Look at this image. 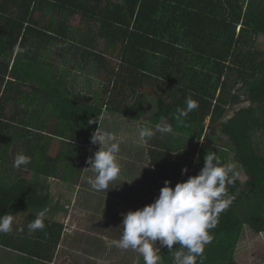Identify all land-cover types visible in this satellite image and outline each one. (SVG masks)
Returning <instances> with one entry per match:
<instances>
[{
    "label": "trees",
    "instance_id": "trees-1",
    "mask_svg": "<svg viewBox=\"0 0 264 264\" xmlns=\"http://www.w3.org/2000/svg\"><path fill=\"white\" fill-rule=\"evenodd\" d=\"M260 37L264 0H0V215L21 218L0 233L4 259L52 261L64 224L42 216L44 229L29 232L27 225L49 211L50 178L81 179L99 127L88 121L108 111L137 124L171 126L172 133L145 144L161 188L165 180L175 187L198 174L208 151H217L222 163H232L234 151L241 170L226 188L232 204L210 232L203 264H237L244 225L264 231ZM18 45L27 51L16 54ZM75 70L99 80V89L90 87L93 99L70 87ZM242 91L247 102L237 104ZM188 98L198 107L180 123L173 116ZM208 117L227 145L217 142L219 135L204 136ZM52 118L55 129L48 131ZM11 144L15 156L31 157L28 169L13 167ZM242 204L257 207L246 215ZM176 247L160 250L164 264H174Z\"/></svg>",
    "mask_w": 264,
    "mask_h": 264
},
{
    "label": "clouds",
    "instance_id": "clouds-1",
    "mask_svg": "<svg viewBox=\"0 0 264 264\" xmlns=\"http://www.w3.org/2000/svg\"><path fill=\"white\" fill-rule=\"evenodd\" d=\"M25 51L27 49L19 45L14 49L16 54H23ZM185 104L184 108H177L173 116L180 123L198 107L191 98ZM104 118L96 115L95 120L88 121L89 125H99L91 136V143L99 145V148L94 156L88 158L89 167L85 168L93 174L88 179V184L100 192L108 191L110 184L121 173L118 154L123 143L122 135L101 127ZM137 127L138 140L144 144L157 133L164 135L173 131L171 126L159 124L155 127L138 124ZM30 163L31 157L19 152L14 158L13 167L19 169ZM187 172V167L182 169V174ZM237 176L232 163H222L217 151H208L198 174L178 182L175 187L165 180L154 202L122 214L121 237L112 243L118 249L138 252L143 257L144 264H162L160 247L171 251L174 245H179L181 249L175 253L174 264H203L205 246L213 238L210 232L217 226L220 214L232 204V197L227 194L226 188L234 183ZM43 215L44 213H40L27 225L29 232L44 229L45 225L40 218ZM13 223L12 214L0 215V233L11 232ZM157 241L160 247H157Z\"/></svg>",
    "mask_w": 264,
    "mask_h": 264
},
{
    "label": "rangeland",
    "instance_id": "rangeland-1",
    "mask_svg": "<svg viewBox=\"0 0 264 264\" xmlns=\"http://www.w3.org/2000/svg\"><path fill=\"white\" fill-rule=\"evenodd\" d=\"M258 43L260 45L259 47L263 48L264 37H260ZM98 45L102 46L103 43L100 42ZM45 57L48 58L49 56H44V58ZM50 57L53 56L51 55ZM71 58L73 59V56L69 54L68 61H71ZM58 63L64 65L62 62ZM68 66H70L69 62ZM63 67H67V65ZM86 76L87 74H83L81 70H75L68 75L69 78L67 80L70 87L74 90L82 91L86 100L93 99L94 95L90 92V87L94 90L99 89V80L96 79L95 75L89 78ZM90 82L92 86H90ZM241 94V102H247L244 91H242ZM30 110L32 109L30 108ZM230 114L231 113L227 115L229 116ZM150 116L151 111H147L143 119L148 121ZM103 117H105L101 122V127L103 129L123 136V143L120 145V152L118 154V160L121 164V173L118 178L110 184L109 190L102 192L95 191L91 188L90 184H88L87 181L93 174L85 169L89 167L87 162L84 173L76 184H67L58 178H50L48 180L50 184L51 201L48 205L49 211L46 213L43 212V216L54 218L58 221H63L65 225L67 224L63 234L64 238L60 244V254L56 258V264H82L83 261L84 264H87V253L83 250L85 249L84 247H86V243L89 242V244H93L96 250H99L100 237L97 236H101L104 233L110 234L115 240H119L123 229L122 214H126L130 210L135 211L143 208L154 202L159 194L158 183L152 170L153 168H150L145 144L138 140L137 122L133 119L108 111L103 113ZM227 117H224V119H227ZM56 122V118L51 119L50 129L48 131L55 129ZM206 124L204 136L209 137V134L219 135V128L210 125V117L206 119ZM160 125L165 126L166 123L162 122ZM204 138L205 137L200 141L201 143L204 142ZM48 139L51 140L50 137ZM217 140L219 144L227 145V138L225 136L219 135ZM98 148L99 145L91 144L88 158L94 156ZM14 151L15 149L11 144L8 147L7 156L9 158L14 157ZM233 152L234 151L229 152V160L232 161L236 170H241L240 165L233 161ZM25 167L24 170L29 168L28 165ZM66 206L70 208L68 209ZM251 206L255 207L256 205H241L242 209L248 207L247 210H245L246 215L249 213ZM246 215L243 214V216ZM66 216H68L67 219ZM20 219L15 217L14 222H18ZM246 234L250 233L244 232V236ZM158 246H160L159 243H157V247ZM179 247L180 246L177 245L176 251ZM113 248H115L114 244ZM256 253L258 254V251H256ZM132 255L133 251L129 250L127 259L130 264L134 263Z\"/></svg>",
    "mask_w": 264,
    "mask_h": 264
},
{
    "label": "crops",
    "instance_id": "crops-1",
    "mask_svg": "<svg viewBox=\"0 0 264 264\" xmlns=\"http://www.w3.org/2000/svg\"><path fill=\"white\" fill-rule=\"evenodd\" d=\"M148 162H149L150 168H153L152 170L154 172L155 178L158 183V192H160L161 186L158 181L157 174L154 170V167L151 165V161L149 157H148ZM66 208L69 209L70 207L66 206ZM67 218L68 216H66V219ZM59 222L63 223L64 227H66L67 224L65 225L63 221H59ZM244 232H249L250 234H246L247 236L246 235L244 236ZM97 237H100V241H99L100 249L99 250H96L93 244H89V242L86 243V247H84L85 249H83L87 253V259H88L87 264H130L128 263L127 256H128V251L131 249L121 250V249H118L117 247L113 248L112 242L117 241V240L113 239L110 236V234L104 233L101 236H97ZM63 238L64 237L62 236L60 244ZM157 243L159 242L157 241ZM60 244L56 250V253L52 261L50 262L46 261L45 263L41 261V262H36V264H56V258L60 254V248H61ZM163 248L164 247H160V250H162ZM256 251H258V254L256 253ZM7 255H8V252H4V251L0 252V264H12L11 261L4 259V257L6 258ZM132 256H133L132 258L134 261V263L132 264H144L143 257L138 252L133 251ZM233 256L237 264H264V231L261 233H257L253 229H251V227L248 224L244 225V229L241 233V237L236 246ZM82 264H84V261L82 262ZM162 264L164 263L162 262Z\"/></svg>",
    "mask_w": 264,
    "mask_h": 264
},
{
    "label": "water",
    "instance_id": "water-1",
    "mask_svg": "<svg viewBox=\"0 0 264 264\" xmlns=\"http://www.w3.org/2000/svg\"><path fill=\"white\" fill-rule=\"evenodd\" d=\"M244 94H245V93H244ZM244 96L246 97V94H245ZM246 99H247V98H246ZM241 101H242V99H241L238 103H240ZM238 103H237V104H238Z\"/></svg>",
    "mask_w": 264,
    "mask_h": 264
}]
</instances>
